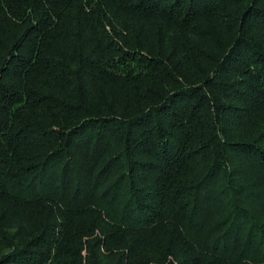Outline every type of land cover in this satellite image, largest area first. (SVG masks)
I'll return each instance as SVG.
<instances>
[{
  "label": "trees",
  "instance_id": "obj_1",
  "mask_svg": "<svg viewBox=\"0 0 264 264\" xmlns=\"http://www.w3.org/2000/svg\"><path fill=\"white\" fill-rule=\"evenodd\" d=\"M0 264H264V0H0Z\"/></svg>",
  "mask_w": 264,
  "mask_h": 264
}]
</instances>
